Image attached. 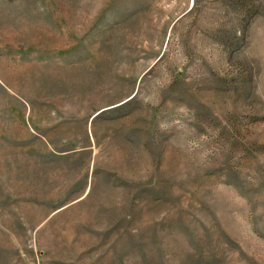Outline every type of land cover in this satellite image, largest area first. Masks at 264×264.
<instances>
[{"label": "rangeland", "instance_id": "1", "mask_svg": "<svg viewBox=\"0 0 264 264\" xmlns=\"http://www.w3.org/2000/svg\"><path fill=\"white\" fill-rule=\"evenodd\" d=\"M0 264H264V0H0Z\"/></svg>", "mask_w": 264, "mask_h": 264}]
</instances>
